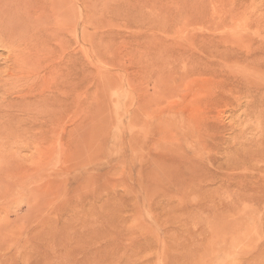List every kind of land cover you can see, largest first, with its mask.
<instances>
[{"label": "rangeland", "instance_id": "obj_1", "mask_svg": "<svg viewBox=\"0 0 264 264\" xmlns=\"http://www.w3.org/2000/svg\"><path fill=\"white\" fill-rule=\"evenodd\" d=\"M0 264H264V0H0Z\"/></svg>", "mask_w": 264, "mask_h": 264}]
</instances>
